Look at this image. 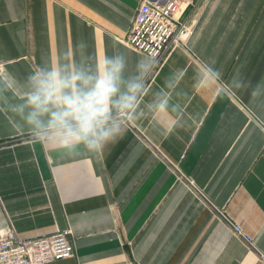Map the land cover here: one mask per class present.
Instances as JSON below:
<instances>
[{
	"label": "crops",
	"instance_id": "crops-1",
	"mask_svg": "<svg viewBox=\"0 0 264 264\" xmlns=\"http://www.w3.org/2000/svg\"><path fill=\"white\" fill-rule=\"evenodd\" d=\"M139 2L0 0V64L22 78L81 41L134 64L147 55L124 40ZM192 16L145 98L182 70L170 101L181 126L171 134L149 116L102 155L69 156L0 113V234L68 229L72 255L44 264H263L264 0H200ZM205 68L219 80L194 89Z\"/></svg>",
	"mask_w": 264,
	"mask_h": 264
},
{
	"label": "clouds",
	"instance_id": "clouds-1",
	"mask_svg": "<svg viewBox=\"0 0 264 264\" xmlns=\"http://www.w3.org/2000/svg\"><path fill=\"white\" fill-rule=\"evenodd\" d=\"M158 66L156 56L132 64L125 51H89L83 41L43 60L22 78L0 64V113L21 136L69 156L102 155L131 125L149 116L167 136L181 126V109L170 101L183 75L182 70L171 72L146 101ZM219 78V72L205 68L193 87L201 89Z\"/></svg>",
	"mask_w": 264,
	"mask_h": 264
},
{
	"label": "built area",
	"instance_id": "built-area-1",
	"mask_svg": "<svg viewBox=\"0 0 264 264\" xmlns=\"http://www.w3.org/2000/svg\"><path fill=\"white\" fill-rule=\"evenodd\" d=\"M200 0H140L128 28L125 42L147 55L156 56L159 64L170 50L184 45L193 26V9ZM189 9L187 16L181 13ZM222 216L236 233L250 241L242 225ZM68 229H56L50 233L32 237L20 236L13 228L0 234V264H44L67 258L73 253ZM264 264V254L260 253Z\"/></svg>",
	"mask_w": 264,
	"mask_h": 264
}]
</instances>
